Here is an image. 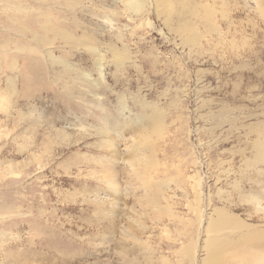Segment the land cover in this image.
Masks as SVG:
<instances>
[{
	"label": "rangeland",
	"instance_id": "obj_1",
	"mask_svg": "<svg viewBox=\"0 0 264 264\" xmlns=\"http://www.w3.org/2000/svg\"><path fill=\"white\" fill-rule=\"evenodd\" d=\"M125 1L0 0V264H264V0Z\"/></svg>",
	"mask_w": 264,
	"mask_h": 264
},
{
	"label": "bare ground",
	"instance_id": "obj_2",
	"mask_svg": "<svg viewBox=\"0 0 264 264\" xmlns=\"http://www.w3.org/2000/svg\"><path fill=\"white\" fill-rule=\"evenodd\" d=\"M119 1H124V0H119ZM218 2H220V6H221V9L222 10H224L223 9V7H225V2L224 1H222V0H217ZM126 2V1H125ZM124 2V3H125ZM171 2H172V0H128L126 3L128 4V7H129V9H132V11L134 10V12L136 11V15L137 16H139V17H142V16H144L146 13H148L149 12V10H151V8H150V6L153 8V9H155V11H156V14H157V12H158V10H163V11H168V12H170L169 13V15H172V13L173 12H175L174 11V9H173V7H172V5H171ZM145 3H147V4H149L148 6H149V9H145L144 7H145ZM208 4V3H207ZM206 4V9L205 10H203V13H202V19L206 22L205 24L207 25V24H210L211 23V20H214V16H213V14H212V9L211 8H209L208 6L209 5H207ZM124 5V4H123ZM213 5V4H212ZM215 5V4H214ZM126 7V6H125ZM160 8V9H159ZM68 10V9H67ZM180 10V9H179ZM221 10V12H220V19H223V18H226L227 17V14L224 12V11H222ZM126 11V10H125ZM131 11V12H132ZM182 11H183V9H181L177 14H178V16H179V19H180V16H183L184 14L182 13ZM189 13H194V14H196V13H198V11H197V9H194L193 7H190V11H189ZM188 13V14H189ZM201 13V12H200ZM75 14V13H74ZM105 15V14H104ZM159 15V14H158ZM173 15H174V13H173ZM172 15V16H173ZM67 16H68V13H67ZM116 16V15H115ZM135 16V15H134ZM193 16V15H192ZM191 16V17H192ZM44 19L45 20H47L48 22H49V17L47 16V15H44ZM71 17V16H70ZM169 17V16H168ZM184 17V16H183ZM188 17V16H187ZM186 17V18H187ZM62 18V17H61ZM69 18V17H68ZM186 18L184 19V21L186 20ZM189 18V17H188ZM54 19V18H53ZM64 19H65V17H64ZM183 19V18H182ZM190 19V18H189ZM192 19V18H191ZM62 20V19H61ZM193 20V19H192ZM198 20V19H197ZM217 20V19H216ZM74 21V20H73ZM179 21V20H178ZM146 22V21H145ZM187 22V21H186ZM203 22V21H202ZM45 23H47V22H45ZM54 24V23H53ZM186 24H188V23H186ZM227 24V23H226ZM211 25V24H210ZM212 25H214V24H212ZM188 26V25H187ZM209 26V25H208ZM217 26V25H216ZM207 27V26H206ZM182 29V28H181ZM206 29V28H205ZM209 29H211V30H215V28L213 27V28H208L207 27V31L209 30ZM187 31V30H186ZM193 31V30H192ZM217 31V30H216ZM64 32V31H63ZM62 32V33H63ZM52 33L54 34V35H56V36H58V37H61V39L63 40V41H65V42H69V43H71V42H78L79 43V41H80V38H77V37H74V35H72V32H70V33H67V32H65V33H63V35H62V33L60 32V30L59 29H53V31H52ZM186 34V33H185ZM192 34V33H191ZM190 34V35H191ZM221 34V33H220ZM180 35V34H179ZM193 35V34H192ZM192 35L191 36H189L188 37V39H190V40H195L194 38H192ZM196 36L198 35V34H195ZM186 36V35H185ZM197 39H198V37H197ZM203 39V38H202ZM189 40V41H190ZM48 41V40H47ZM188 41V40H187ZM188 43V42H187ZM191 43V42H190ZM121 47V46H120ZM195 48V47H194ZM92 49L94 50V48L92 47ZM96 49V48H95ZM108 50L110 51V53H111V55H112V58H113V60L116 62V64H118L119 65V67L120 66H122V64L120 63V62H122L123 60H124V55H125V51L124 52H121L120 50H117V48L116 47H113V48H108ZM181 51V50H180ZM128 55V54H127ZM114 62V63H115ZM113 63V62H112ZM100 65V64H99ZM100 75L102 76V70H101V72H100ZM156 124V129L157 130H159V125H160V122L158 121V122H156L155 123ZM110 144H112V142H110ZM217 231L219 230V229H216ZM215 244H217L216 242L215 243H212V244H210L209 245V247H208V251L209 250H212V249H219L220 251H221V247H220V245L219 246H216ZM219 256H218V254H216L215 253V251H211V252H209V254H208V259H207V264H219L218 262H219ZM248 264H253L252 262H250V263H248Z\"/></svg>",
	"mask_w": 264,
	"mask_h": 264
}]
</instances>
